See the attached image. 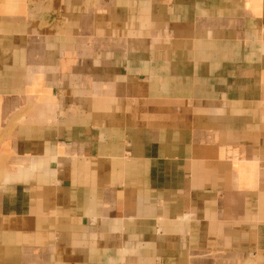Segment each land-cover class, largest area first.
Returning <instances> with one entry per match:
<instances>
[{
	"label": "crops",
	"instance_id": "obj_1",
	"mask_svg": "<svg viewBox=\"0 0 264 264\" xmlns=\"http://www.w3.org/2000/svg\"><path fill=\"white\" fill-rule=\"evenodd\" d=\"M0 264H264V0H0Z\"/></svg>",
	"mask_w": 264,
	"mask_h": 264
}]
</instances>
